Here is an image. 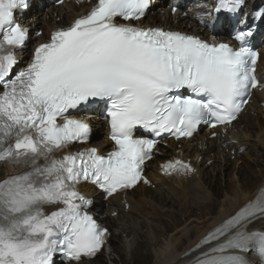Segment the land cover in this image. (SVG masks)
I'll return each mask as SVG.
<instances>
[{
  "label": "snow or ice",
  "instance_id": "obj_1",
  "mask_svg": "<svg viewBox=\"0 0 264 264\" xmlns=\"http://www.w3.org/2000/svg\"><path fill=\"white\" fill-rule=\"evenodd\" d=\"M150 3L98 0L13 74L14 49L28 35L15 23L14 10L26 5L0 0V161L30 168L0 181V264H54L57 253L77 262L94 256L106 229L84 211L90 201L77 185L91 180L111 196L148 183L143 165L157 140L136 138L137 126L156 137L170 133L180 139L192 137L201 124L229 125L260 85L258 53L243 46L250 32L238 33L242 46L233 49L180 32L117 23L141 19ZM242 3L221 0L220 7L235 11ZM93 98L109 103L116 150L107 157L91 148L57 158L70 144L88 140L89 124L67 114ZM162 170L165 175L194 171L178 159ZM257 219H264V193L209 232L197 244L192 264H249L239 253L253 250L264 259V231L248 230Z\"/></svg>",
  "mask_w": 264,
  "mask_h": 264
},
{
  "label": "bare ground",
  "instance_id": "obj_2",
  "mask_svg": "<svg viewBox=\"0 0 264 264\" xmlns=\"http://www.w3.org/2000/svg\"><path fill=\"white\" fill-rule=\"evenodd\" d=\"M255 1L249 0L247 7ZM258 1V6L264 2ZM46 2L36 0L35 8L27 19L32 29L44 31L38 38L39 43L45 42L53 29L69 26L77 16L86 14L95 4L80 8L73 4L47 7ZM159 11L152 9L148 20L143 23L194 31L184 15L171 13L170 8L163 14ZM195 32L201 33L198 30ZM260 35L263 55L258 70L264 78V24ZM92 123L93 140H97L96 128L102 127L104 122L96 117ZM216 131L217 136L211 130H204L188 141H171L168 145L159 146L161 153L148 163L147 175L152 180L151 185L140 184L132 192L110 198H105L92 186L83 187L84 193L94 199L91 211L99 212L100 221L112 231L109 242H117L124 233L133 241L132 245L117 247L123 255L122 262L132 264L139 256L141 264H192L199 254L197 244L209 232L264 193V89L255 90L252 102L238 121ZM109 143L105 136L87 147L101 148ZM243 148L245 150L241 151ZM174 157L192 164L196 170L182 179L161 175V163ZM232 164L233 176L228 182L223 171ZM16 172V168L6 164L0 168V181ZM224 190L227 192L220 198ZM248 230L264 231V219L250 223ZM141 243L146 248L143 253L138 249ZM239 254L252 264L259 261L255 253ZM96 259L78 264H94Z\"/></svg>",
  "mask_w": 264,
  "mask_h": 264
},
{
  "label": "rangeland",
  "instance_id": "obj_3",
  "mask_svg": "<svg viewBox=\"0 0 264 264\" xmlns=\"http://www.w3.org/2000/svg\"><path fill=\"white\" fill-rule=\"evenodd\" d=\"M233 167H234V165L232 164L230 166V168H226L223 171L224 178L228 182H229V180H231V178L233 176V174H232ZM253 167H254V165H253ZM226 192H227V190H224L222 192V194L220 195V198L223 197ZM124 244L125 245L126 244H128V245H130V244L132 245L133 244V241L132 242L130 241V238L127 237V234L126 233H124L123 235H120L117 242L111 243L110 248L108 250L104 251V253L100 254V256L98 257V259H96V261L94 262V264H102V263H104V264H126V263L122 262L123 255H122V253L117 248L120 245H124ZM138 249H139V252L140 253H143V252L146 251V248L144 247L143 243H141V245L139 246ZM128 258H131V254H128ZM132 264H141V258L139 256H137L133 260V263Z\"/></svg>",
  "mask_w": 264,
  "mask_h": 264
}]
</instances>
